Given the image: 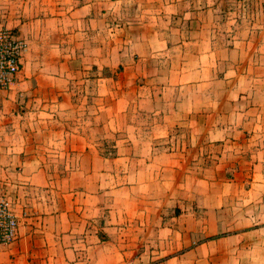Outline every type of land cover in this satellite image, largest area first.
<instances>
[{
    "label": "crops",
    "instance_id": "0c3cea01",
    "mask_svg": "<svg viewBox=\"0 0 264 264\" xmlns=\"http://www.w3.org/2000/svg\"><path fill=\"white\" fill-rule=\"evenodd\" d=\"M0 264H264V0H0Z\"/></svg>",
    "mask_w": 264,
    "mask_h": 264
},
{
    "label": "built area",
    "instance_id": "2783aa9c",
    "mask_svg": "<svg viewBox=\"0 0 264 264\" xmlns=\"http://www.w3.org/2000/svg\"><path fill=\"white\" fill-rule=\"evenodd\" d=\"M27 49L24 39L11 29L0 27V89L10 88L22 68V57ZM20 221L11 202L0 198V242L11 243L18 236Z\"/></svg>",
    "mask_w": 264,
    "mask_h": 264
},
{
    "label": "rangeland",
    "instance_id": "374dc122",
    "mask_svg": "<svg viewBox=\"0 0 264 264\" xmlns=\"http://www.w3.org/2000/svg\"><path fill=\"white\" fill-rule=\"evenodd\" d=\"M15 240H16V239H15ZM15 240H14V241H15ZM12 242H13V241H12Z\"/></svg>",
    "mask_w": 264,
    "mask_h": 264
}]
</instances>
